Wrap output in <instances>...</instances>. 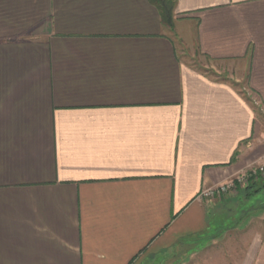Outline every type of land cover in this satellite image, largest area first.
I'll return each mask as SVG.
<instances>
[{
  "label": "crops",
  "instance_id": "1",
  "mask_svg": "<svg viewBox=\"0 0 264 264\" xmlns=\"http://www.w3.org/2000/svg\"><path fill=\"white\" fill-rule=\"evenodd\" d=\"M168 1L0 0V264H264V0Z\"/></svg>",
  "mask_w": 264,
  "mask_h": 264
},
{
  "label": "rangeland",
  "instance_id": "2",
  "mask_svg": "<svg viewBox=\"0 0 264 264\" xmlns=\"http://www.w3.org/2000/svg\"><path fill=\"white\" fill-rule=\"evenodd\" d=\"M260 179H264V175L260 177ZM252 183L254 181H251ZM250 182V183H251ZM251 183V184H252ZM236 196L240 194V189L237 190ZM254 193V191H253ZM250 198V199H249ZM247 200H240L238 202V206L234 207L232 209L231 213H224L223 215H220L217 218L216 222V228L221 227V228H229V227H234L235 224L241 223L246 224L248 223L251 219H257L262 214L263 208H264V193L261 194V192L257 194H253L250 196ZM261 209V210H259ZM245 213L247 216V219L242 220V215Z\"/></svg>",
  "mask_w": 264,
  "mask_h": 264
},
{
  "label": "built area",
  "instance_id": "3",
  "mask_svg": "<svg viewBox=\"0 0 264 264\" xmlns=\"http://www.w3.org/2000/svg\"><path fill=\"white\" fill-rule=\"evenodd\" d=\"M263 175L264 166H257L252 168L250 172L239 175L235 180L204 191L202 197L208 201H213L231 192H237L240 186H246L251 181L257 182Z\"/></svg>",
  "mask_w": 264,
  "mask_h": 264
},
{
  "label": "trees",
  "instance_id": "4",
  "mask_svg": "<svg viewBox=\"0 0 264 264\" xmlns=\"http://www.w3.org/2000/svg\"><path fill=\"white\" fill-rule=\"evenodd\" d=\"M156 2L159 4L160 10H161L162 14L164 15V17L169 21L170 16H171V12H172L171 1H168V0L167 1L166 0H156ZM258 185L259 184L257 182H253L251 184V186L248 188V190H250V189L252 190L255 187H259ZM263 189H264V186L260 187L258 189H255L254 193H258V192L262 191Z\"/></svg>",
  "mask_w": 264,
  "mask_h": 264
}]
</instances>
